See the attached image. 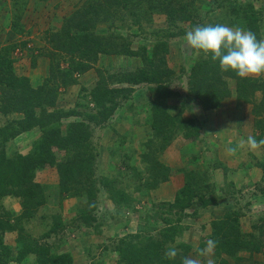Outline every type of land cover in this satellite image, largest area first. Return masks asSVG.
<instances>
[{"label": "rangeland", "instance_id": "obj_1", "mask_svg": "<svg viewBox=\"0 0 264 264\" xmlns=\"http://www.w3.org/2000/svg\"><path fill=\"white\" fill-rule=\"evenodd\" d=\"M209 24L251 30L264 39V0H0V51L8 48L15 73L28 77L30 109L43 117L42 124L5 143L8 155L28 152L42 138L54 141L57 129L65 135L78 128L86 136L80 155L92 167L95 206L83 190L59 194L57 168L46 165L37 173V181L48 186L39 211L44 217L27 223L41 239L61 214L64 224L46 241L54 251L72 253L73 264H118V243L137 234L141 244L152 238L162 259L175 248L176 264L185 257L194 264H264V122H258L264 110L258 109L261 116L254 111L264 98V74L240 78L221 71L209 56H196L186 32ZM154 71L164 73L162 96L156 83L132 82ZM247 81L258 88L250 100L238 93ZM107 87L111 100L98 104L94 89ZM1 95L0 128L16 126L24 113L3 111ZM157 102L172 117L160 136L152 125L159 120ZM113 103L106 116L103 108ZM52 150L58 162L70 158L67 148ZM112 178L124 191L118 194L122 203L112 197L114 182H103ZM185 186L187 205L171 209ZM2 202L22 212L21 198ZM227 215L239 219L235 223L248 241L235 255L213 240L214 223ZM165 218L181 226L174 239L166 236ZM17 237L8 232L6 242L13 245Z\"/></svg>", "mask_w": 264, "mask_h": 264}, {"label": "trees", "instance_id": "obj_2", "mask_svg": "<svg viewBox=\"0 0 264 264\" xmlns=\"http://www.w3.org/2000/svg\"><path fill=\"white\" fill-rule=\"evenodd\" d=\"M257 19L253 17V22ZM257 30V26H256ZM208 62H206L207 64ZM164 73L154 71L151 74L141 72L137 78L133 79V83L146 81L149 83H156L157 90L160 95H164V84L162 77ZM28 77L19 76L14 70V59L11 56L9 49L4 48L0 51V91L2 93L3 111H23L24 117L16 120V126L12 124L6 125L0 128V264H10L15 262L17 264H73L74 257L70 252H57L54 251L46 239L49 238L52 233H57L58 227H62L64 220L61 214L54 215V223L47 230L44 239L34 236L28 229L27 223L29 221L37 219L39 217L40 209L47 204L48 197L45 193V188L48 186L44 185L40 181H37V173L46 165H54L58 171L57 187L59 194L66 190H77L88 195V199L92 206H95V198L97 194V187L94 183H89L91 180L92 167L87 159L81 157L82 140L86 137L80 133L77 128L68 132V134L61 135L60 130H56V136L54 141L46 140L42 138L36 140L33 147L28 152H19L13 156H9L5 149V143L15 137L20 131H30L34 129L38 124L43 123V117L38 118L35 114L34 109H30V106L34 104L32 98L33 87L27 82ZM252 86V90L251 87ZM255 82L247 81L245 84L240 83L238 88L239 97L247 100L252 99L250 95L258 90ZM259 87H262L259 85ZM166 89V88H165ZM112 91L107 87L99 90L94 89L93 96L98 104H105V101L111 100L107 98ZM199 94V93H197ZM199 96V95H198ZM202 96V94H200ZM250 97V99H248ZM113 100V99H112ZM259 104H256L254 111L258 115L259 110H264V98ZM52 103V102H51ZM215 103V102H214ZM212 104L213 106L215 104ZM161 103L157 102L154 104L156 109L155 120L152 125L156 129V134L160 136L165 132L167 125L172 117L166 113L163 109L161 110ZM103 106V105H102ZM116 103H113L111 108H103V113L107 116L115 110ZM165 115V117H162ZM259 116V117H260ZM258 118V117H257ZM264 117L258 119V122H264ZM74 126L80 127L82 130L87 131V125L85 123H77ZM76 130H78L76 132ZM77 135H76V134ZM54 136V135H53ZM45 137V136H44ZM46 137H48L46 135ZM52 139V137H49ZM71 143H73L71 145ZM59 146L61 148H67L69 151L70 158L67 161L58 162L55 158L52 146ZM149 155V154H148ZM157 164H154L152 168H156ZM263 165L264 167V163ZM117 180L108 179L103 181L105 186L112 184V191H117L112 197L116 202L122 203L118 194H123L117 187ZM89 183V185L87 184ZM191 189V187H188ZM186 186L177 194L175 201L170 203V208L184 207L186 198H183L181 192H184ZM6 196H13L21 198L22 200V212L16 214L8 210L4 203L3 198ZM189 201V200H188ZM125 202L128 206H131L130 200L126 199ZM44 216L39 218L43 219ZM82 219L84 217L81 215ZM238 218H233L230 215L221 221L215 222L216 231L214 233V243L219 249L225 251V253L235 255L240 250L248 248V241H244L239 231V226L235 222H238ZM167 223V234L166 236L170 239H174L181 231V226L172 223L171 219L165 218ZM218 228V229H217ZM166 229H164L165 231ZM17 232L18 237L16 243L13 245L6 242V234L8 232ZM239 231L235 236L234 233ZM223 234L222 236H218ZM133 238L128 239L124 237L117 245V251L120 257L118 264H176V262L166 256V259H162V255L159 250H155L152 244V238H148V242L141 244L135 241L134 238H138L139 234L132 235ZM224 262L226 260L224 259Z\"/></svg>", "mask_w": 264, "mask_h": 264}, {"label": "clouds", "instance_id": "obj_3", "mask_svg": "<svg viewBox=\"0 0 264 264\" xmlns=\"http://www.w3.org/2000/svg\"><path fill=\"white\" fill-rule=\"evenodd\" d=\"M184 39L196 56H209L218 62L221 71H232L240 78L264 74V39H258L251 30L225 24L198 25L188 30ZM248 143L255 147L257 141L249 137ZM207 244L210 249L213 241ZM166 255L175 258L177 250L170 248ZM183 264H194V261L185 257Z\"/></svg>", "mask_w": 264, "mask_h": 264}]
</instances>
